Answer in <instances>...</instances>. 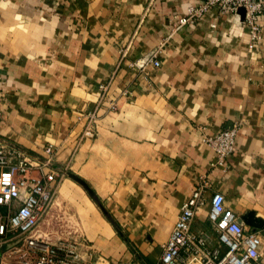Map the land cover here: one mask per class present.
Listing matches in <instances>:
<instances>
[{"label":"crops","instance_id":"1","mask_svg":"<svg viewBox=\"0 0 264 264\" xmlns=\"http://www.w3.org/2000/svg\"><path fill=\"white\" fill-rule=\"evenodd\" d=\"M201 1H0V140L32 159L54 145V168L66 162L94 189L112 220L65 178L68 205L40 224L48 237L81 241L92 264H156L203 182L192 228L211 244L213 191L239 217L264 220V15L254 44L240 19L215 8L178 25ZM160 44L159 66L131 65ZM232 125L235 150L225 169L213 166L203 134ZM244 225L260 232L264 261V226Z\"/></svg>","mask_w":264,"mask_h":264},{"label":"built area","instance_id":"2","mask_svg":"<svg viewBox=\"0 0 264 264\" xmlns=\"http://www.w3.org/2000/svg\"><path fill=\"white\" fill-rule=\"evenodd\" d=\"M239 7L245 8L241 23L247 27L251 43L260 42L264 0H202L187 8L178 25L195 23L210 8L236 17ZM161 46L131 65L159 66ZM237 128L232 125L213 134H203V141L216 153L213 166L226 168L227 157L236 147ZM86 134L92 136V128H87ZM43 151V159H32L21 148L0 140V264H92L90 251L81 241L48 237L40 229L42 220L57 202L54 197L63 177V172L54 168L53 145L44 146ZM204 187L205 182L197 185L181 205L156 264H264L260 232L247 229L238 220L239 216L225 204L220 191L212 192L208 211L217 244H211L207 231L193 230L195 213L206 200ZM117 264L141 263L122 260Z\"/></svg>","mask_w":264,"mask_h":264},{"label":"water","instance_id":"3","mask_svg":"<svg viewBox=\"0 0 264 264\" xmlns=\"http://www.w3.org/2000/svg\"><path fill=\"white\" fill-rule=\"evenodd\" d=\"M245 15V8L239 7L236 18L240 19V21L244 18ZM68 175L73 178L75 181H77L80 185L83 186V188L88 192V194L95 200V202L100 206L101 210L104 212V214L111 219V216L109 212L106 210V208L102 205L100 200L98 199L97 194L95 193L94 189L88 184L86 180H84L82 177L77 175L76 173L69 171ZM112 220V219H111ZM239 221L243 222L246 225L252 226L254 228H262L264 226V220L261 219L258 216H255L253 210H248L244 214H242L239 218Z\"/></svg>","mask_w":264,"mask_h":264},{"label":"rangeland","instance_id":"4","mask_svg":"<svg viewBox=\"0 0 264 264\" xmlns=\"http://www.w3.org/2000/svg\"><path fill=\"white\" fill-rule=\"evenodd\" d=\"M1 1V0H0ZM202 2V1H201ZM201 2H199V3H201ZM198 3V4H199ZM195 5H197V4H195ZM191 6H194V5H191ZM101 85V84H100ZM102 89H105V87L107 86L106 84L104 85V84H102ZM53 147H54V145H53ZM54 149L56 150V148L54 147ZM65 164H66V162L63 164V167L61 168V170H59V171H62L63 172V177H62V179L64 180L65 178L66 179H68V180H73L74 181V186H76L77 188H79L78 190H83L84 188H83V186L82 185H80L77 181H75L73 178H71L69 175H68V171H70V169H68V167H66L65 166ZM63 180H61V182H59V186H58V191L55 193V197H54V200H59L62 204V206H66V205H68L67 203H68V199H66L65 197H64V195H62L61 194V191H60V186H61V183L63 182ZM84 191L87 193V191L84 189ZM55 206L53 205L52 206V208H54ZM51 208V209H52ZM72 211H74V209L72 208ZM73 213V212H72ZM74 216V215H73ZM73 220V219H72ZM55 237H57V235H55Z\"/></svg>","mask_w":264,"mask_h":264},{"label":"bare ground","instance_id":"5","mask_svg":"<svg viewBox=\"0 0 264 264\" xmlns=\"http://www.w3.org/2000/svg\"><path fill=\"white\" fill-rule=\"evenodd\" d=\"M57 203H59V200H57V202L55 203V205H56Z\"/></svg>","mask_w":264,"mask_h":264}]
</instances>
